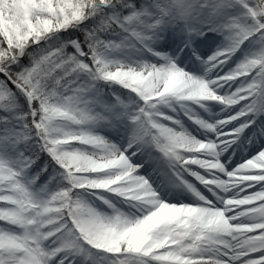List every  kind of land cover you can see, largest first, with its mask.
<instances>
[{
  "label": "snow or ice",
  "instance_id": "snow-or-ice-1",
  "mask_svg": "<svg viewBox=\"0 0 264 264\" xmlns=\"http://www.w3.org/2000/svg\"><path fill=\"white\" fill-rule=\"evenodd\" d=\"M0 264H264V0H0Z\"/></svg>",
  "mask_w": 264,
  "mask_h": 264
}]
</instances>
